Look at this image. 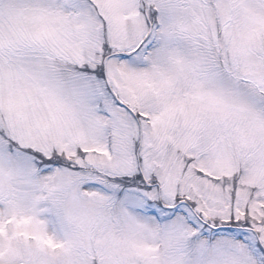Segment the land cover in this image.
Masks as SVG:
<instances>
[{"label":"snow or ice","instance_id":"1","mask_svg":"<svg viewBox=\"0 0 264 264\" xmlns=\"http://www.w3.org/2000/svg\"><path fill=\"white\" fill-rule=\"evenodd\" d=\"M0 264H264V0H0Z\"/></svg>","mask_w":264,"mask_h":264}]
</instances>
